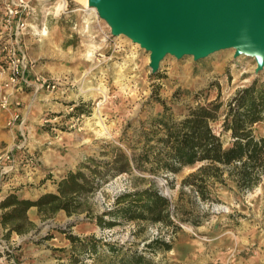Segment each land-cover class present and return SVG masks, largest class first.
<instances>
[{
    "label": "rangeland",
    "instance_id": "obj_1",
    "mask_svg": "<svg viewBox=\"0 0 264 264\" xmlns=\"http://www.w3.org/2000/svg\"><path fill=\"white\" fill-rule=\"evenodd\" d=\"M58 5H63L61 10ZM33 7V12L22 14L27 27L18 41L0 43V64L6 56L3 47L15 50L24 60L27 82L18 92L0 87L1 112L6 111L1 107L3 94H26L18 99V118L10 125L11 115L0 112V154L10 152L15 162L12 168L0 165V192L31 199L54 192L53 182L67 172L89 164L90 159L108 160L124 134L132 140L140 123L160 112V101L174 110L206 98L226 103L255 78L264 80V68L256 73L254 58H234L232 49L197 62L168 55L152 74L149 53L123 35L113 36L95 10L85 9L77 0H35ZM35 75L54 88L37 91ZM221 120L211 123L216 133ZM256 128L262 132L261 126ZM122 150L129 153L125 146ZM195 170L186 168L177 175L123 174L95 183L93 191L81 197V213L69 217L63 212H44L40 217L35 208L34 214L27 213L32 226L23 235L5 238L0 225V264H67L65 253L57 251H72L65 234L115 244L158 264H264V175L251 191L239 192L229 181L225 186L212 185L211 201L203 202L182 184ZM82 171L88 174L87 169ZM149 180L173 207L205 217L201 225H182L172 235L160 225H147L138 235L139 228L132 223L112 229L96 224V216L108 211L117 196L144 188ZM154 238L164 242L170 238L173 249L152 255L143 252ZM77 258L82 264L100 262L83 254Z\"/></svg>",
    "mask_w": 264,
    "mask_h": 264
},
{
    "label": "trees",
    "instance_id": "obj_2",
    "mask_svg": "<svg viewBox=\"0 0 264 264\" xmlns=\"http://www.w3.org/2000/svg\"><path fill=\"white\" fill-rule=\"evenodd\" d=\"M200 95L195 98L200 99ZM159 103L160 112L141 122L132 140L124 134L119 140L121 146L113 147L108 160L90 159L89 164L67 172L53 182L54 193L41 194L36 199L23 198L16 192L4 196L0 200V225L5 230L4 237L28 232L32 223L28 221L27 212L32 207L37 209L40 217L44 212L50 215L63 212L68 217L80 214L81 197L92 192L95 183L123 174L177 175L186 168L196 167L182 184L191 187L203 202L211 201V187L215 184L225 186L229 181L236 190L245 192L261 183L264 175V80L255 78L226 103L218 98L208 102L206 98L203 103L175 110L163 101ZM219 118L222 120L216 133L211 123ZM258 126L262 128L261 133L257 132ZM122 146L129 153L122 150ZM82 169H87L88 174ZM204 218L173 207L157 190L153 180H149L146 187H137L117 196L112 207L96 216L95 221L100 228L108 229L132 223L139 228L138 235L147 225H160L172 235L179 233L182 225L200 226ZM65 235L72 251L64 248L57 251L65 253L67 264H82L78 254L94 262L99 260V264H158L142 253H129L93 237ZM172 249L170 238L166 242L154 238L144 245L143 252L152 255Z\"/></svg>",
    "mask_w": 264,
    "mask_h": 264
},
{
    "label": "water",
    "instance_id": "obj_3",
    "mask_svg": "<svg viewBox=\"0 0 264 264\" xmlns=\"http://www.w3.org/2000/svg\"><path fill=\"white\" fill-rule=\"evenodd\" d=\"M113 36L149 53L157 73L166 56L205 59L223 50L264 68V0H89Z\"/></svg>",
    "mask_w": 264,
    "mask_h": 264
},
{
    "label": "built area",
    "instance_id": "obj_4",
    "mask_svg": "<svg viewBox=\"0 0 264 264\" xmlns=\"http://www.w3.org/2000/svg\"><path fill=\"white\" fill-rule=\"evenodd\" d=\"M28 2L29 0H25V2L20 0L18 6L15 8L11 7L9 4L7 5L4 24L8 30L14 29V32L9 35L10 37L7 39V42H11V39L17 42L18 35H21L24 29L27 27L24 18H20L16 22H13V19L15 16L19 15L21 11H24L23 13L25 15H28L30 12L34 11V7H30ZM54 10L56 11V8ZM3 51H6V56H4V63L0 64V76L3 77L2 81H0V87L6 92L8 90L20 91L21 86L27 84L24 75V60L22 57H18L15 54V50H9L6 48V46L3 47ZM35 85H37V88L35 87L37 91L42 88H54V86L51 85L45 78L38 75H35L34 78L33 86ZM9 98L10 97L7 93L3 94L1 97V107L11 113V118L8 122V125L18 118V111L16 109L19 105L18 103H14V105L13 103H10ZM12 106L15 107L14 110H12ZM3 163L8 164V168H12L14 166L15 162L10 152L5 151L4 153L0 154V165H3Z\"/></svg>",
    "mask_w": 264,
    "mask_h": 264
},
{
    "label": "crops",
    "instance_id": "obj_5",
    "mask_svg": "<svg viewBox=\"0 0 264 264\" xmlns=\"http://www.w3.org/2000/svg\"><path fill=\"white\" fill-rule=\"evenodd\" d=\"M19 1L20 0H0V43H2L3 41L7 40L10 37L9 35H11L13 33V31H12L13 29L9 31L7 29V27L5 26V24H4V19H5L7 5L9 4V5H11V7L15 8V7L18 6ZM23 2H25V0H23ZM28 4H29L30 7L31 6L33 7L35 5V0H29ZM23 12L24 11H21L19 15L15 16L14 19H13V22H16L20 18L23 19L22 14L25 15ZM17 41H18V38H17ZM25 97H26V94H24V93L23 94H13L12 97L9 98V102L10 103H18V99H25ZM14 109H15V107L12 108V110H14ZM16 110L19 111V109H16ZM0 112H1V110H0ZM1 114L4 117L8 116L9 114L11 115L10 112L7 113V110L6 111H2ZM55 188H54V192H55ZM17 192H22V190L19 189ZM54 192H52V193H54ZM8 193L9 192H7V191L0 192V200L3 199V197L6 196ZM40 195H41V193H40ZM35 211H36V209L34 207H32V208H30L28 210L27 213L34 214Z\"/></svg>",
    "mask_w": 264,
    "mask_h": 264
},
{
    "label": "bare ground",
    "instance_id": "obj_6",
    "mask_svg": "<svg viewBox=\"0 0 264 264\" xmlns=\"http://www.w3.org/2000/svg\"><path fill=\"white\" fill-rule=\"evenodd\" d=\"M79 1L80 3H82V6L87 9V10H95L94 8H91L90 4H89V0H77ZM63 5H58L57 7V10H59L60 8H62ZM61 10V9H60ZM96 11V10H95ZM42 34H45V33H42ZM216 55V54H215Z\"/></svg>",
    "mask_w": 264,
    "mask_h": 264
}]
</instances>
